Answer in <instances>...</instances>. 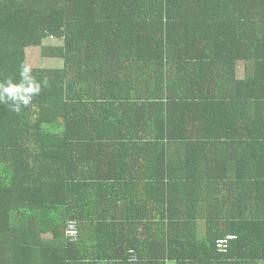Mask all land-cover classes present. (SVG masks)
Returning <instances> with one entry per match:
<instances>
[{
  "label": "trees",
  "instance_id": "16d2710c",
  "mask_svg": "<svg viewBox=\"0 0 264 264\" xmlns=\"http://www.w3.org/2000/svg\"><path fill=\"white\" fill-rule=\"evenodd\" d=\"M21 64L48 83L0 103V264H264V0H0Z\"/></svg>",
  "mask_w": 264,
  "mask_h": 264
},
{
  "label": "clouds",
  "instance_id": "9594fccd",
  "mask_svg": "<svg viewBox=\"0 0 264 264\" xmlns=\"http://www.w3.org/2000/svg\"><path fill=\"white\" fill-rule=\"evenodd\" d=\"M19 76L18 83H13L12 80L0 83V103L6 104L15 113H20L23 108L28 107L33 97L41 92L42 86L46 87L48 83L47 80H36L31 67L26 64L20 65Z\"/></svg>",
  "mask_w": 264,
  "mask_h": 264
},
{
  "label": "rangeland",
  "instance_id": "374dc122",
  "mask_svg": "<svg viewBox=\"0 0 264 264\" xmlns=\"http://www.w3.org/2000/svg\"><path fill=\"white\" fill-rule=\"evenodd\" d=\"M60 43L61 42L57 40H48L45 42L46 45H49V44L58 45ZM25 53H26L27 64L29 66L45 67V68H52V67L59 68L62 66L61 60L51 59V58H42L40 56V48L29 47V48H26ZM238 71H239V77H243L244 76V65L243 64L239 65Z\"/></svg>",
  "mask_w": 264,
  "mask_h": 264
},
{
  "label": "built area",
  "instance_id": "2783aa9c",
  "mask_svg": "<svg viewBox=\"0 0 264 264\" xmlns=\"http://www.w3.org/2000/svg\"><path fill=\"white\" fill-rule=\"evenodd\" d=\"M67 236L72 240V241H77L79 237V230H78V225L75 221H71L68 224L67 227ZM233 238L232 236H228L223 240H219L217 242V247L221 252H224L227 247V241Z\"/></svg>",
  "mask_w": 264,
  "mask_h": 264
},
{
  "label": "crops",
  "instance_id": "0c3cea01",
  "mask_svg": "<svg viewBox=\"0 0 264 264\" xmlns=\"http://www.w3.org/2000/svg\"><path fill=\"white\" fill-rule=\"evenodd\" d=\"M170 264H174V263H170Z\"/></svg>",
  "mask_w": 264,
  "mask_h": 264
}]
</instances>
